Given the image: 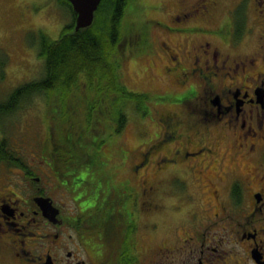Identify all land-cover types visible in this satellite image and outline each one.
<instances>
[{"label":"flooded vegetation","instance_id":"obj_1","mask_svg":"<svg viewBox=\"0 0 264 264\" xmlns=\"http://www.w3.org/2000/svg\"><path fill=\"white\" fill-rule=\"evenodd\" d=\"M159 1L152 46L124 56L161 62L167 89L132 91L145 110L126 102L95 159L51 140L50 167L0 135V264H264V0ZM48 4L0 0L2 73Z\"/></svg>","mask_w":264,"mask_h":264},{"label":"rangeland","instance_id":"obj_2","mask_svg":"<svg viewBox=\"0 0 264 264\" xmlns=\"http://www.w3.org/2000/svg\"><path fill=\"white\" fill-rule=\"evenodd\" d=\"M158 1L159 0H140V4L142 6L141 14H146V17H155L153 10L149 9V7L157 4ZM136 3L139 5L138 1ZM224 4L225 1L223 0L222 7H224ZM133 7L134 2L132 1L127 5L125 11L128 12L129 10L130 12ZM133 11L135 13L131 12L133 14H131V16L128 15V17L124 16V19H132L138 16L139 12L135 10ZM30 19L33 22V26L30 28V33L27 36L26 33L23 35V41H29L32 48L26 49L24 51L25 53L16 52L10 62L5 65V73H2L0 70V103L7 101L6 99L9 94L12 93L15 88L42 78L44 65L37 53L43 44L42 38L44 37V39L47 38L50 41H54L64 30L67 29L66 31H70L71 28H68V26L70 27L74 25V17L72 16L71 11L66 8V4L63 1L59 3L57 0H49L46 10L41 11L36 17ZM1 21L3 23H1ZM13 22H15V19L12 17H7L6 21L0 20V42L6 39L7 35H9V27ZM152 33V39L155 40V31ZM121 48H125V46L119 47L120 50ZM122 53L124 54V50ZM125 54L127 55V51H125ZM147 58L134 55H130V57L127 56V60H125L122 65L124 73L119 79L122 82L120 87L123 88V91H146V89L150 88V86H155L153 87L155 91H163L167 89V85H165L167 84L166 80L160 78V73L163 72L161 70V62L153 60L155 64L154 66H151L153 69V71H151L148 69V65L152 64H149ZM85 82L86 81L83 78L80 80L78 79L71 86L72 93L78 96L81 91L86 93L94 92L98 88L105 85L101 84L98 80H91L90 85L86 87L84 85ZM114 89H117L118 91L120 90L118 86ZM114 89L102 88L100 93L103 94L98 98H103H97V100L92 98L91 102H87L88 106H86L84 101H82V104L73 100H70L68 103H64V101L59 102L54 98L51 101L49 98L44 100L43 97H36L30 103H24V105L19 107L10 117L3 116L0 118V135L3 138L8 139L9 142L18 143L19 152L26 153L29 156H35L37 155V152L40 151L42 159L50 167L54 164L52 156V154H54V150L51 147V140L60 146V154L65 151L64 144H68L70 151H73L74 149L79 150L77 152L80 153L78 156H80L81 162H84V160H87L88 158L86 156L88 151L94 155L97 150V155H99V150L104 144L103 142H97L94 146L93 143L97 138L95 134L101 136V130H103L105 126H113L112 119L116 114L115 107L119 106L118 104L121 102L120 98L117 97V91ZM122 103L123 104L120 105L121 110L127 107L124 106L125 100L122 101ZM87 110H90L91 113L98 119L94 118L92 120H88L86 118L87 113H84ZM92 122H95L94 126L97 127V129H93L95 133L91 131ZM50 123L52 136L48 137L46 141L47 144L44 146V144H41L40 141L45 136L50 134L47 128V124ZM129 123L130 124L127 125L128 128L125 132V138L131 143V147H134V144L139 140L135 134L137 126L132 123L131 120ZM111 130L112 128L108 129L107 135L110 134ZM123 138V135L120 136L119 141H122L121 147L123 146L127 148L129 145L125 144L127 141ZM99 141H101V139ZM88 142H90V144H88ZM61 145L64 147H61ZM82 152L84 153L82 154ZM117 160H119V158H117L114 163H116ZM88 166L89 165L86 167ZM58 167H61V165L59 164ZM125 168V165L120 167V169L119 167L117 168L119 169L118 179L120 181H124L130 177V174L126 172ZM79 174L83 176L85 175V172L82 171ZM65 204L73 209L71 202H66ZM147 219L153 220L148 217L145 218V221ZM166 221L170 222L171 219L164 215L161 216L160 222L164 225L161 232L163 233V238L165 234V223H167ZM148 240L149 239L147 238L146 242H148Z\"/></svg>","mask_w":264,"mask_h":264},{"label":"trees","instance_id":"obj_3","mask_svg":"<svg viewBox=\"0 0 264 264\" xmlns=\"http://www.w3.org/2000/svg\"><path fill=\"white\" fill-rule=\"evenodd\" d=\"M132 1L134 2L133 9L130 12L129 10L126 12L125 8ZM137 1L139 5H137ZM63 2L73 16L69 3L67 1ZM159 3L160 1L157 4ZM149 9L151 8L149 7ZM133 10L139 12L138 16L132 19H124V16L128 17V15L131 16V14L135 13ZM141 11L140 0H101L90 27L75 31L74 25L68 26V28H71L70 31L64 30L54 41H50L47 38L44 39L43 37V44L37 52L38 57H40L44 65L42 78L15 88L9 94L6 99L7 101L0 103V118L3 116L10 117L24 103H30L36 97H43L44 100L49 98L51 101L54 98L56 101H64V103L73 100L82 104V101H84L86 106H88V101L91 102L92 98L97 100L103 94L100 93L102 88L114 89L118 86L120 90H114L117 91V97L120 98L121 102L118 104L119 106L115 107L116 114L112 119L114 126L107 125L104 129L102 127L101 136L98 134H95V136H97V142H102L104 139V142H106L108 138H111L110 134L107 135L108 129L112 128L116 134H120L128 117L124 113L125 110H121L120 108V105L123 104L122 101L125 100V103H128V99H130L129 104H134L135 107L138 106L140 110L144 111L145 109L141 100L143 98H150L147 95L133 92H129V95H127L123 91V88L120 87L122 82L119 80L124 73L122 65L126 60L122 51L130 48L134 52L136 51L134 54H142L147 52L152 46L148 38L146 39V35H142L141 33L144 28L147 31L149 25L153 23L147 20L153 16L146 17V14H141ZM135 41L136 43H134ZM123 46L125 48H121L120 50L119 47ZM81 78L86 81L84 84L86 87L90 85L91 80H98L101 84L105 85L94 92L86 93L81 91L76 96V94L72 93L71 86ZM130 112L133 113L132 110ZM84 113H87L86 118L88 120L98 119L90 110ZM94 125L95 122H92L91 131L93 133H95L93 129H97ZM100 139L101 141H99ZM108 142L106 143L108 144ZM93 144L95 146V142ZM64 146L66 150H70L68 144H64ZM64 146L61 145V147ZM86 155H91L94 159L96 158L89 151Z\"/></svg>","mask_w":264,"mask_h":264},{"label":"water","instance_id":"obj_4","mask_svg":"<svg viewBox=\"0 0 264 264\" xmlns=\"http://www.w3.org/2000/svg\"><path fill=\"white\" fill-rule=\"evenodd\" d=\"M67 1L74 16V30L79 31L91 26L94 14L101 0H65Z\"/></svg>","mask_w":264,"mask_h":264}]
</instances>
